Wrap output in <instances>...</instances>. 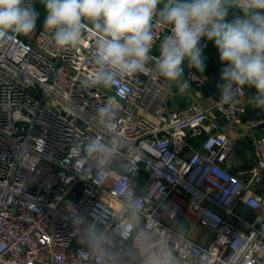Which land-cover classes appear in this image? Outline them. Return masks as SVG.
Masks as SVG:
<instances>
[{"label": "built area", "instance_id": "obj_1", "mask_svg": "<svg viewBox=\"0 0 264 264\" xmlns=\"http://www.w3.org/2000/svg\"><path fill=\"white\" fill-rule=\"evenodd\" d=\"M153 32V59L111 88L91 83L90 25L61 51L45 28L0 37V264H264V135L233 170V143L209 119L242 124L245 88L234 105L172 108L171 82L155 69L170 26L154 18ZM185 79L209 81L190 66ZM110 96L117 115L102 123ZM89 139L115 146L107 164L69 155ZM93 234L104 239L93 244Z\"/></svg>", "mask_w": 264, "mask_h": 264}, {"label": "clouds", "instance_id": "obj_2", "mask_svg": "<svg viewBox=\"0 0 264 264\" xmlns=\"http://www.w3.org/2000/svg\"><path fill=\"white\" fill-rule=\"evenodd\" d=\"M44 6L43 27L51 33L58 51L77 45L86 25L99 34L95 43L91 83L111 88L114 82L134 76L153 59V20L170 26L159 45L155 69L178 90H187L182 64L203 73L205 61L200 41H214L220 61L221 103L235 104L242 89H255L254 103L264 108V0H39ZM35 0H0V37L27 36L37 26L40 12ZM236 13L226 19L229 11ZM88 82H85L87 85ZM117 99L110 96L97 109L102 123L114 120ZM86 151L105 165L115 146L89 139L86 146L70 145L69 155ZM104 239L93 234L91 243ZM167 264V262H165Z\"/></svg>", "mask_w": 264, "mask_h": 264}, {"label": "crops", "instance_id": "obj_3", "mask_svg": "<svg viewBox=\"0 0 264 264\" xmlns=\"http://www.w3.org/2000/svg\"><path fill=\"white\" fill-rule=\"evenodd\" d=\"M35 8L40 12V17L37 21V26L36 29L29 35L23 36L24 38H30L33 33H35L37 30L44 28L43 27V20L45 16V11H44V6L42 3H40L38 0H35ZM236 16V13L232 10ZM207 39L205 38V42ZM203 43V46L205 44ZM203 57L204 60H206L208 57L205 55L203 52ZM212 79H216L215 81V87L217 85L221 84V81L218 80L217 77H213ZM211 79V80H212ZM210 81V80H209ZM208 81V82H209ZM204 85H198V84H193L187 89L185 92L187 93V102H198V103H207L210 104L214 101H219L221 97L218 96L217 92L220 91H215L214 93L210 92H203L201 90H195L196 87H202ZM245 95L242 100L238 101V104L242 105L244 107V114L243 118V123L240 125H232L227 123L223 117L219 115L217 112H210L209 113V119L213 120L218 123V125L224 130V133L231 139L233 143V153L231 156V159L229 161L230 168L233 170H236L240 167L247 166L253 159V154H252V144L255 141V139L259 138L260 136L264 135V126H258L255 128H249L246 125V122L249 120H262L264 121V108L257 107L256 104L254 103V96L255 92L253 94H248L247 89H245ZM171 96H170V106L172 108H179L178 104L173 96L172 90L170 88ZM247 112V115H246ZM195 146H198L199 141L198 140H193L192 141ZM256 190L264 195V175H262V182L257 186ZM237 213L240 214L241 216H245L248 218L251 214L250 210L243 206H238L237 208ZM201 236L195 237L197 240L203 241L204 238H200Z\"/></svg>", "mask_w": 264, "mask_h": 264}, {"label": "trees", "instance_id": "obj_4", "mask_svg": "<svg viewBox=\"0 0 264 264\" xmlns=\"http://www.w3.org/2000/svg\"><path fill=\"white\" fill-rule=\"evenodd\" d=\"M203 52L208 57L206 60H204L206 65L205 71L201 73L195 68H193V70L198 74L207 76L209 80H211L214 76L217 77L218 80H220V72L222 67H224L225 65L220 61L219 52L215 47L214 41L207 40L203 46ZM244 88L247 89V92L250 95L255 92V89L248 88L247 86H245Z\"/></svg>", "mask_w": 264, "mask_h": 264}, {"label": "water", "instance_id": "obj_5", "mask_svg": "<svg viewBox=\"0 0 264 264\" xmlns=\"http://www.w3.org/2000/svg\"><path fill=\"white\" fill-rule=\"evenodd\" d=\"M235 18V14L231 11H229L228 16L226 17L227 20L231 21ZM205 42V38H202L200 41L201 46H203V43ZM188 66V61L185 60L182 64V67L184 69V78H186V69ZM215 81L216 79H212L209 82H206L204 84V86L202 87H196L195 90H201L203 92L207 91L210 93H214L215 91H218V88L215 87ZM170 88L172 90L173 96L178 104L179 108H183L184 105L186 104V98H187V93L183 90H178L174 85H172V83H170ZM218 96L221 97V91L217 92ZM247 115V112H246ZM245 119V117L243 118V120Z\"/></svg>", "mask_w": 264, "mask_h": 264}]
</instances>
